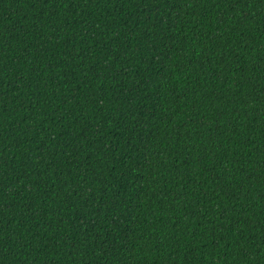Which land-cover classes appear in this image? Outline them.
Masks as SVG:
<instances>
[{
	"label": "trees",
	"instance_id": "16d2710c",
	"mask_svg": "<svg viewBox=\"0 0 264 264\" xmlns=\"http://www.w3.org/2000/svg\"><path fill=\"white\" fill-rule=\"evenodd\" d=\"M0 264H264V0H0Z\"/></svg>",
	"mask_w": 264,
	"mask_h": 264
},
{
	"label": "snow or ice",
	"instance_id": "6c2138e0",
	"mask_svg": "<svg viewBox=\"0 0 264 264\" xmlns=\"http://www.w3.org/2000/svg\"><path fill=\"white\" fill-rule=\"evenodd\" d=\"M236 2H239V0H236Z\"/></svg>",
	"mask_w": 264,
	"mask_h": 264
}]
</instances>
